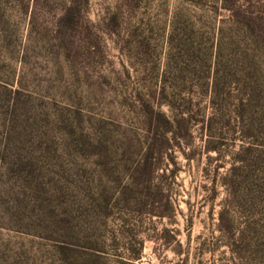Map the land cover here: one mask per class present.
<instances>
[{
    "label": "rangeland",
    "instance_id": "1",
    "mask_svg": "<svg viewBox=\"0 0 264 264\" xmlns=\"http://www.w3.org/2000/svg\"><path fill=\"white\" fill-rule=\"evenodd\" d=\"M231 3L0 0V264H264V0ZM210 59L245 173L225 122L166 130Z\"/></svg>",
    "mask_w": 264,
    "mask_h": 264
},
{
    "label": "trees",
    "instance_id": "2",
    "mask_svg": "<svg viewBox=\"0 0 264 264\" xmlns=\"http://www.w3.org/2000/svg\"><path fill=\"white\" fill-rule=\"evenodd\" d=\"M222 2H223V9L225 11L233 13L232 17L239 15V12L235 8H233L231 0H222ZM217 65H218V60L217 62L212 64V61L210 59V63L208 64L207 70L205 72L206 80L210 78L215 80L212 88L211 87L209 88V84L206 83L205 86L199 89L204 95L206 96L209 95L210 97V104L208 106L209 109L210 108L212 109V113L210 114L208 113L206 114V108L203 107L201 109V107L199 106L200 104L194 105L192 100H190L188 105L184 99L178 101L177 94L173 93V91H171L172 93H170L166 87V84L163 85L161 93L165 95L166 99L171 98V101H168L167 105L171 107L172 114L174 115L173 116L174 121L165 119V122L167 124L166 126H168L166 130L167 131L173 130L177 138H185L191 136L193 127L201 125L202 131L205 134V136L208 137L209 140L211 139L210 141H212V139L216 138V136L218 135L217 132L221 131V128H219L220 123L225 122L227 126L229 125L231 127L230 134L234 135L237 132L244 134V136L239 137L243 140L244 146H242L241 150L233 156L234 161L239 165H234L231 169V172L234 174H236V172L238 171L245 173L244 171L246 168H248V166L252 167L256 165V164H252L256 161L254 159L255 150L252 147L254 146V143H249V146H246L247 140H249L247 138H250L249 137L250 134L248 133L249 131H244V127H243L245 126L244 123L246 121V116L249 110H251L252 105L249 99H242V98L237 99L233 103L234 108L229 111L230 113L228 115H226L225 113L226 107L222 103L223 94L225 93L223 90H218L217 81H218L219 72ZM213 72H214V76H213ZM177 102L180 103V105L176 107V105L174 104H176ZM194 108H196L195 112L193 111ZM218 136L221 137L222 134L219 133ZM207 143H208L207 149H209L208 151L212 150L214 152H218L220 155L221 148L224 145L222 142L207 141ZM244 165H246V167ZM232 185L234 186L235 183H232ZM251 193L254 194L253 191H251ZM141 251L142 250H140V254ZM140 254L138 255V257H134V260L136 261L141 260Z\"/></svg>",
    "mask_w": 264,
    "mask_h": 264
}]
</instances>
